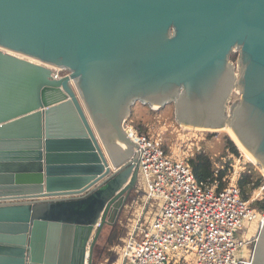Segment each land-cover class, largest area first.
Here are the masks:
<instances>
[{
  "label": "water",
  "instance_id": "obj_1",
  "mask_svg": "<svg viewBox=\"0 0 264 264\" xmlns=\"http://www.w3.org/2000/svg\"><path fill=\"white\" fill-rule=\"evenodd\" d=\"M136 103L229 127L264 169V0H0V264H93L137 181Z\"/></svg>",
  "mask_w": 264,
  "mask_h": 264
},
{
  "label": "built area",
  "instance_id": "obj_2",
  "mask_svg": "<svg viewBox=\"0 0 264 264\" xmlns=\"http://www.w3.org/2000/svg\"><path fill=\"white\" fill-rule=\"evenodd\" d=\"M53 71L55 77L64 74L57 68ZM124 128L136 145L138 174L123 207L134 210L129 212L130 228L116 264H183L184 259L188 264H253L254 239L264 213L251 204L264 183L243 199L236 159L222 178L226 182L222 188L218 178L199 182L188 154H167L158 137L138 132L129 119ZM244 220L258 222L250 237L237 233L245 231Z\"/></svg>",
  "mask_w": 264,
  "mask_h": 264
},
{
  "label": "rangeland",
  "instance_id": "obj_3",
  "mask_svg": "<svg viewBox=\"0 0 264 264\" xmlns=\"http://www.w3.org/2000/svg\"><path fill=\"white\" fill-rule=\"evenodd\" d=\"M236 55H238V52ZM232 62L236 64V60ZM239 97L240 94L234 90L230 95V101L227 105L229 106L231 102H234ZM128 119L134 122H143L146 128V132L144 133L158 137L167 154H188L191 156L196 151H205L215 160H218L220 157L223 158L224 162L231 160L230 165L235 164L234 160L236 159V161H239L237 165L241 168V172L245 170L254 171L264 177V169L261 165L256 161H252L249 155L243 149H240V146L235 144L236 142L231 140L230 133L222 129L212 130L180 126L175 119L172 104L154 110L149 106L136 103L132 106ZM229 140L233 142L239 154L232 155L227 146ZM262 196H264V189H258L254 192L255 199H259ZM129 204L130 201H128L127 205ZM129 207L127 206L122 209L114 226L105 225L102 228L94 245L93 264H113L119 261L118 249L122 246V238L130 228L131 221L128 219L132 215L129 212L134 210H130ZM257 223L256 220H244L243 226L245 231L237 233L239 235L246 234L250 237L255 233ZM246 251H249V249ZM186 260L184 259L183 264H188Z\"/></svg>",
  "mask_w": 264,
  "mask_h": 264
},
{
  "label": "trees",
  "instance_id": "obj_4",
  "mask_svg": "<svg viewBox=\"0 0 264 264\" xmlns=\"http://www.w3.org/2000/svg\"><path fill=\"white\" fill-rule=\"evenodd\" d=\"M236 57V53H232L231 59L235 60ZM131 123L138 132H146L143 122H134L131 120ZM227 146L233 156L234 154H239L231 140L228 141ZM187 162L191 166L192 172L197 181L211 182L214 178H218L221 181L219 188H222L226 184L225 181H222V178L229 173L232 166L230 165L231 160L224 162L222 157L215 160L205 151L194 152L193 155L188 157ZM263 182L264 177L260 173L247 170L242 171L237 179V185L240 188L242 198H250L253 191L260 187ZM251 205L254 206L259 213H264V196L256 199Z\"/></svg>",
  "mask_w": 264,
  "mask_h": 264
},
{
  "label": "bare ground",
  "instance_id": "obj_5",
  "mask_svg": "<svg viewBox=\"0 0 264 264\" xmlns=\"http://www.w3.org/2000/svg\"><path fill=\"white\" fill-rule=\"evenodd\" d=\"M201 129H204V128H201ZM220 129L226 131L227 133H230V136L232 138L231 140L234 141V142H236L235 144H238L240 146V149H243L249 155V157L252 159V161L255 162V159L253 158V156L245 149V147L241 144V142L239 141V139L236 137V135L233 133V131L229 127H226L225 126V127L220 128ZM212 130H216V129H212ZM263 223H264V220H263ZM96 228H94V230ZM93 233H94V231H93Z\"/></svg>",
  "mask_w": 264,
  "mask_h": 264
},
{
  "label": "crops",
  "instance_id": "obj_6",
  "mask_svg": "<svg viewBox=\"0 0 264 264\" xmlns=\"http://www.w3.org/2000/svg\"><path fill=\"white\" fill-rule=\"evenodd\" d=\"M114 264H116V263H114Z\"/></svg>",
  "mask_w": 264,
  "mask_h": 264
},
{
  "label": "flooded vegetation",
  "instance_id": "obj_7",
  "mask_svg": "<svg viewBox=\"0 0 264 264\" xmlns=\"http://www.w3.org/2000/svg\"><path fill=\"white\" fill-rule=\"evenodd\" d=\"M254 240H256V239H254Z\"/></svg>",
  "mask_w": 264,
  "mask_h": 264
}]
</instances>
